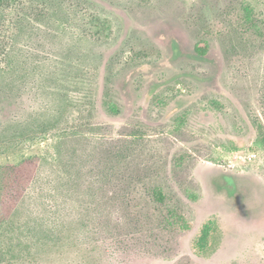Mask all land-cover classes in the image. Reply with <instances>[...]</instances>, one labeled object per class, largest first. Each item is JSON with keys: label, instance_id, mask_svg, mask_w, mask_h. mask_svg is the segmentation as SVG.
I'll return each instance as SVG.
<instances>
[{"label": "rangeland", "instance_id": "obj_1", "mask_svg": "<svg viewBox=\"0 0 264 264\" xmlns=\"http://www.w3.org/2000/svg\"><path fill=\"white\" fill-rule=\"evenodd\" d=\"M26 1L0 5V264H264V0Z\"/></svg>", "mask_w": 264, "mask_h": 264}, {"label": "trees", "instance_id": "obj_2", "mask_svg": "<svg viewBox=\"0 0 264 264\" xmlns=\"http://www.w3.org/2000/svg\"><path fill=\"white\" fill-rule=\"evenodd\" d=\"M55 1H58V0H55ZM5 2L7 4V6L14 5V4L17 5L19 7V9H21V11H23V14H25L26 12H28L29 9H30V7L27 4H29L30 6H32L33 10H36L37 8L40 7L37 4H35L34 2H27L26 0H0V5H2ZM57 3H60V1H58ZM62 7L63 6L60 5L58 8H62ZM72 8H73L74 11L75 10L76 11H80L79 7L77 5H75V4L72 5ZM1 28H2V26L0 27V29ZM198 50H199L200 53H203V52H201V49H198Z\"/></svg>", "mask_w": 264, "mask_h": 264}]
</instances>
